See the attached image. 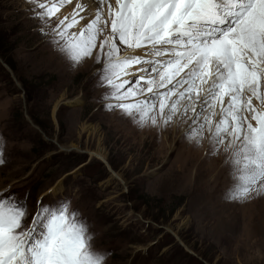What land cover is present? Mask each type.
<instances>
[{
    "label": "rangeland",
    "instance_id": "374dc122",
    "mask_svg": "<svg viewBox=\"0 0 264 264\" xmlns=\"http://www.w3.org/2000/svg\"><path fill=\"white\" fill-rule=\"evenodd\" d=\"M30 17L26 0H0V191L32 212L68 201L105 264H264V194L225 199L233 181L207 141L106 110L97 65L73 66Z\"/></svg>",
    "mask_w": 264,
    "mask_h": 264
},
{
    "label": "snow or ice",
    "instance_id": "6c2138e0",
    "mask_svg": "<svg viewBox=\"0 0 264 264\" xmlns=\"http://www.w3.org/2000/svg\"><path fill=\"white\" fill-rule=\"evenodd\" d=\"M26 3L58 54L97 65L106 110L207 141L233 181L225 199L264 194V0ZM92 240L68 201L32 212L27 194L0 191V264H105Z\"/></svg>",
    "mask_w": 264,
    "mask_h": 264
},
{
    "label": "bare ground",
    "instance_id": "6f19581e",
    "mask_svg": "<svg viewBox=\"0 0 264 264\" xmlns=\"http://www.w3.org/2000/svg\"><path fill=\"white\" fill-rule=\"evenodd\" d=\"M68 11H70V9H61V12L62 13H64V14H67V12ZM82 23V22H81ZM61 103V102H60ZM59 103V104H60ZM59 104L58 105H56L55 106V108H54V111L55 110H57L58 109V106H59ZM72 147H74V148H78L77 146H72ZM90 155L91 156H93V157H96V158H98V159H100V160H102V161H104L105 163H107V161H106V157H105V153L103 152V149H101V148H97L96 150H90ZM108 164V163H107ZM107 168H108V170L112 173L111 174V177L112 178H118L121 182H123V185L125 184L126 185V182L121 178V175L119 174V173H114L113 171H112V168H110V165L108 164L107 165ZM180 172V171H179ZM115 176H117V177H115ZM117 179V180H118ZM179 179H180V175H179ZM178 181V180H177ZM180 182V181H179ZM192 188V187H191ZM191 191H192V189H191ZM198 191H200V189H198Z\"/></svg>",
    "mask_w": 264,
    "mask_h": 264
},
{
    "label": "water",
    "instance_id": "95a60500",
    "mask_svg": "<svg viewBox=\"0 0 264 264\" xmlns=\"http://www.w3.org/2000/svg\"><path fill=\"white\" fill-rule=\"evenodd\" d=\"M62 105V103L59 104L58 108Z\"/></svg>",
    "mask_w": 264,
    "mask_h": 264
}]
</instances>
